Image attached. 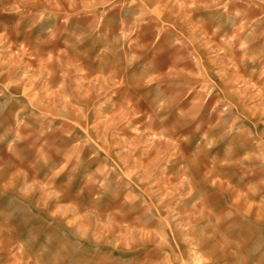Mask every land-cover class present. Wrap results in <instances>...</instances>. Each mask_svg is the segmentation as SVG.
<instances>
[{
  "label": "rangeland",
  "instance_id": "1",
  "mask_svg": "<svg viewBox=\"0 0 264 264\" xmlns=\"http://www.w3.org/2000/svg\"><path fill=\"white\" fill-rule=\"evenodd\" d=\"M0 12V44L42 48L9 57L42 85L0 111V264H83L99 211L121 243L151 234L154 264H264V0ZM13 172L50 176L33 213H7Z\"/></svg>",
  "mask_w": 264,
  "mask_h": 264
},
{
  "label": "crops",
  "instance_id": "2",
  "mask_svg": "<svg viewBox=\"0 0 264 264\" xmlns=\"http://www.w3.org/2000/svg\"><path fill=\"white\" fill-rule=\"evenodd\" d=\"M1 1L2 0H0V3ZM8 16L9 15L7 14L4 15L0 12V22L6 21ZM1 33L7 35L8 29H2ZM41 49H42L41 47L37 49H35L34 47H28V49H26V47H23V46H16V45L11 46L8 44H0V111L2 110L4 106L3 103L33 100L32 93H34L37 87H40L42 85L41 82L32 81L31 78L24 79V77H22L23 73L18 72L20 70L18 67H16V65L19 63L15 61H11L10 60L11 58H9L10 55L20 53L22 52V50L23 51L32 50L31 53H39L41 52ZM37 178H38L37 181L42 183L41 185L33 183L34 180H31V179L29 180L27 177L21 176L18 173L13 172L8 175L6 179L7 183L3 185L4 190H5L3 193L10 200V202L7 203L8 215L9 213L13 214L14 209H16V206H14L15 205L14 203H16V205L18 204V206L20 207L25 208V211H27L28 213H33L31 212V210L32 211L34 210L32 209L33 204L27 201L26 199H29V197L31 196H35L34 193H37L38 191L41 192L45 190V188L47 189L48 185L47 184L44 185V183L48 181L50 176L43 175L40 177L37 176ZM67 180H66V183L68 184V187L75 186L79 192L78 195H81L82 194L81 190H83L82 188H84L85 185L84 184L76 185V184H73L72 182L70 183V181H67ZM49 181L51 182L54 180L51 179ZM114 192L115 190L113 191V193ZM117 195H118L117 193H114V196H117ZM23 198H26V199H23ZM34 204H35L34 207L36 208L37 202H34ZM101 214L102 213H100V211L99 213H97L99 217V226L97 227V231L95 232L94 237L91 238V240L89 241H84L83 238L80 239L82 240L81 244L82 245L86 244L88 246L87 250L90 251L89 253H87V255L82 254L78 258L81 263L84 264V262H87V264H154L155 262V255L153 254L155 251L153 247L154 243L152 244V246H149V247L148 245H145V244L152 243L151 234L147 233V235L144 236L143 243H141L137 239H134L133 243L132 241L131 243H129L130 241L121 239L123 241L121 243L120 240H116L115 238H112L111 236L104 235L106 231L108 230L107 228H109V226L112 223L110 224L109 222L107 223V225L103 224L106 222L105 221L102 222L101 217H100ZM28 222L29 221L26 222L25 220L23 223V225L25 224L24 227L19 226L18 231H21V230L30 231L31 226L30 224H27ZM66 236L68 238L69 235L66 233ZM159 250H160V253L158 252L157 254L158 263H160V261L161 262L165 261V254H161L162 249L157 248V251ZM65 258H67V260L65 259L67 262L71 261V257L66 256ZM59 259L63 260L62 258H59ZM50 260H53V259H50ZM73 263L74 262L72 261L71 264Z\"/></svg>",
  "mask_w": 264,
  "mask_h": 264
}]
</instances>
